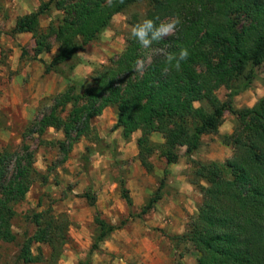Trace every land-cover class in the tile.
I'll return each instance as SVG.
<instances>
[{"label":"trees","instance_id":"trees-1","mask_svg":"<svg viewBox=\"0 0 264 264\" xmlns=\"http://www.w3.org/2000/svg\"><path fill=\"white\" fill-rule=\"evenodd\" d=\"M142 3L148 5L145 18L157 24L179 16L182 25L176 34L153 44L152 58L143 72L135 71L134 66L150 50L129 36L125 50L96 69L92 85L78 93L71 75L82 61L79 51L98 40L116 14ZM53 8L63 11L62 19L51 20L42 28L41 17L50 15ZM140 21L135 15L132 24ZM24 32L33 33L34 59L43 62L45 72L68 81L50 111L44 112L33 128L39 134L51 127L63 130L58 148L64 160L77 140L91 132V119L109 106L117 109L115 127H121L126 138L142 131L139 157L150 170L148 158L154 152L159 151L168 163L178 161L180 146H185L190 156L220 116L226 111L234 114V130L221 136L233 154L225 161L200 163L196 176L204 182L198 184L203 201L182 238L195 247V264H264V95L252 107H234L235 96L251 86L256 68L264 64V0H112L111 6L107 0H43L36 10L19 16L7 33ZM53 38L58 49L52 60L46 61L39 55L52 50ZM182 48L189 51V57L181 70L163 74L166 63L162 52L178 54ZM222 86L229 89L224 101L217 95ZM152 134H160L163 141L154 142ZM83 156L87 169L89 154ZM14 157L12 152H0V242L17 238L12 230L14 207L25 198L37 173L33 154L18 156L11 172ZM83 196L95 205L92 191ZM159 199V194L153 196L143 212ZM50 211L31 216L38 229L22 246L19 260L39 261L31 248L33 242L58 248L67 241L68 224ZM95 220L96 239L87 258L78 264H92L93 252L117 228L99 212Z\"/></svg>","mask_w":264,"mask_h":264},{"label":"rangeland","instance_id":"rangeland-1","mask_svg":"<svg viewBox=\"0 0 264 264\" xmlns=\"http://www.w3.org/2000/svg\"><path fill=\"white\" fill-rule=\"evenodd\" d=\"M41 1L0 0V152L15 154L9 166L11 172L15 159L28 154L34 155L37 170L25 198L14 207L12 230L17 238L0 242V264L84 261L98 233L97 212L117 228L93 252L92 264H195L196 249L182 236L203 201L198 184L204 182L196 176V170L202 162L231 157L233 148L221 136L232 133L236 116L227 111L220 116L213 131L203 135L201 147L190 156L186 147L180 146V158L175 163H168L159 151L154 152L148 158L150 170L139 157L142 131L126 138L122 128L115 127L117 109L109 106L91 119V132L77 140L64 160L58 148V141L64 138L63 130L51 127L39 134L33 128L44 112L50 111L55 96L67 88L68 81L59 74L46 73L43 62L34 59L33 33H7L19 16L36 10ZM147 10L148 5L142 3L116 14L102 36L79 51L82 61L71 75L78 93L92 85L96 69L125 50L134 16L142 20ZM63 14L53 8L50 15L41 17V27L62 19ZM52 43V50L41 53L40 58L52 60L58 49L54 38ZM152 54L150 50L141 58L145 65ZM217 95L222 101L227 100L229 89L222 86ZM263 95L264 64L256 68L251 86L235 96L234 107H252ZM71 108L72 104L67 105V112ZM151 140L159 143L163 137L152 134ZM86 153L87 169L83 156ZM124 190L132 198V205L124 197ZM90 191L95 205L83 196ZM157 194L160 199L143 212ZM46 210L66 221L68 239L58 248L47 242H33L31 248L33 254L39 255V261L25 263L19 260V252L38 229L31 216Z\"/></svg>","mask_w":264,"mask_h":264},{"label":"clouds","instance_id":"clouds-1","mask_svg":"<svg viewBox=\"0 0 264 264\" xmlns=\"http://www.w3.org/2000/svg\"><path fill=\"white\" fill-rule=\"evenodd\" d=\"M107 4L108 6H111L112 0H107ZM181 25L182 20L179 16L169 17L168 19L161 21L159 24L151 18H144L130 27V38L137 41L143 49L151 50L154 43L159 42L166 37L175 35ZM162 54L165 57L166 63V66L162 69L163 74H168L172 70L179 72L181 70L182 62L189 57V51L186 48L180 49L178 54L167 52H162ZM145 66V62L138 59L134 66V70L137 72H143Z\"/></svg>","mask_w":264,"mask_h":264}]
</instances>
